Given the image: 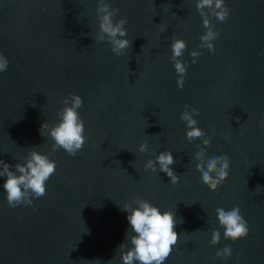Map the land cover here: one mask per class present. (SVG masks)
<instances>
[{
	"label": "water",
	"instance_id": "obj_1",
	"mask_svg": "<svg viewBox=\"0 0 264 264\" xmlns=\"http://www.w3.org/2000/svg\"><path fill=\"white\" fill-rule=\"evenodd\" d=\"M108 3L119 9L114 21L127 19L131 45L119 56L95 39L97 0H0V54L8 60L0 72V159L23 163L35 147L56 162L45 195L31 205L10 207L0 178V264H122L118 246L130 242L121 207L134 196L174 213L178 242L163 264H264V0H224L228 18L209 15L214 52L200 47L196 0ZM173 38L186 43L182 88ZM70 93L82 98L86 137L74 156L40 134L42 122L59 120ZM186 104L199 109L196 126L211 141L206 158L230 160L216 191L196 169L204 146L185 135ZM163 150L177 161L176 184L158 166L144 168ZM235 206L249 231L226 240L216 209ZM225 246L232 255L216 257Z\"/></svg>",
	"mask_w": 264,
	"mask_h": 264
},
{
	"label": "clouds",
	"instance_id": "obj_2",
	"mask_svg": "<svg viewBox=\"0 0 264 264\" xmlns=\"http://www.w3.org/2000/svg\"><path fill=\"white\" fill-rule=\"evenodd\" d=\"M196 9L202 17V24L205 28L204 33L199 37L200 47L207 48L214 52L212 41L218 36L214 31V26L209 20V15L221 22L228 18V9L224 0H196ZM207 9V11H205ZM97 14L98 31L95 39L97 41H107L111 46V51L117 56L123 54L131 45L126 37L127 31L124 25L127 23L126 17L115 19L119 9L111 7L108 0H97L95 9ZM165 28L162 26L160 31ZM186 48L184 40L173 38L171 42V57L174 68L177 73V87L184 85V75L186 73V63L178 57L183 55ZM190 55L195 58L200 53L192 50ZM195 63V59H193ZM8 60L0 54V72L7 69ZM82 98L75 93H70L63 99V107L58 110L59 120L49 125L46 121L42 122L40 134H45L53 141L51 147L53 150L63 149L69 155H76L85 143L84 122L79 115L78 109L82 107ZM198 115L199 109L190 105H185L180 113V119L186 122L185 135L191 141L200 139L203 142V148H200L195 154L196 169L201 174V182L208 186L212 191H216L218 186L228 176L230 160L226 155L212 156L206 158L204 149L210 146V139L205 133L197 127V120L193 114ZM239 120V118H237ZM47 130V133H45ZM228 139V137H225ZM139 152L148 150L146 142L138 145ZM177 163L172 152L163 150L156 154L155 162L148 159L144 163L145 170L159 171L165 173L170 183L176 184L179 176L173 171L171 165ZM56 162L49 158L45 153L39 152L35 147L31 148L23 163L17 162L10 165L0 159V178L3 179V189L6 193V201L10 207H16L20 204L31 205L33 198H39L46 193V181L55 173ZM135 205V206H133ZM121 207V206H120ZM126 212V218L129 228L125 239H128L130 246L121 243L118 246L120 250V259L122 264H163V262L172 253L173 247L178 242V235L175 226L174 213L169 210L161 211L157 206L151 204L148 200L134 196L131 202H125L121 207ZM219 225L224 229V238L236 241L246 237L248 234L247 221L240 214L239 206L230 210L224 208L216 209ZM182 222V220H181ZM220 240V232L213 230L211 233L210 245H216ZM232 255V249L225 246L217 250L216 257L227 259Z\"/></svg>",
	"mask_w": 264,
	"mask_h": 264
}]
</instances>
